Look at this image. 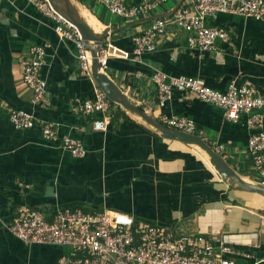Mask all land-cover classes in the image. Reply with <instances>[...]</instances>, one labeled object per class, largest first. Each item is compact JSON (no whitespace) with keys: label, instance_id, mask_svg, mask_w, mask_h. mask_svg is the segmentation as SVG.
I'll list each match as a JSON object with an SVG mask.
<instances>
[{"label":"crops","instance_id":"1","mask_svg":"<svg viewBox=\"0 0 264 264\" xmlns=\"http://www.w3.org/2000/svg\"><path fill=\"white\" fill-rule=\"evenodd\" d=\"M76 1L97 33L115 29L104 37L103 48L116 50L104 72L133 104L157 120L162 115L192 120L199 138L214 152L217 146L224 147L219 156L233 171L248 182L263 183L247 151L250 132L245 118L228 122L221 110L177 91L160 107L151 74L155 69L168 76L199 78L218 92L234 81L264 97V23L221 14L207 23L224 28L228 42H217L212 52H199L190 49L187 34L171 24L175 11L191 7L193 0H169L132 21L113 16L92 0ZM123 1L132 5L139 0ZM156 15H162L158 19L166 24L156 49L137 61L121 57L151 21L127 24ZM37 45L47 47L41 68L47 96L40 105L31 103L18 62ZM100 91L82 73L75 46L55 34L49 19L26 0H0V264H60L66 253L64 248L27 245L16 238L8 226L20 207L47 213L57 208L114 210L137 223L222 242L235 252L227 256L234 264H264V197L222 182L200 150L161 136L120 105L114 103L97 114L77 108L78 101H92ZM8 109L54 124L58 138L80 141L85 156L73 158L60 141H44L38 128L15 130ZM104 118L105 129L95 130L96 120Z\"/></svg>","mask_w":264,"mask_h":264},{"label":"built area","instance_id":"2","mask_svg":"<svg viewBox=\"0 0 264 264\" xmlns=\"http://www.w3.org/2000/svg\"><path fill=\"white\" fill-rule=\"evenodd\" d=\"M105 7L113 16L132 21L152 14L169 0H139L128 5L123 0H92ZM39 13L49 19L55 34L77 49V59L82 73L91 77V56L77 30L56 13L47 0H26ZM221 14L249 18L264 23V0H193L191 7L177 9L171 24L187 34V45L199 52H212L217 42H228L224 28L208 25ZM164 19H155L142 34L132 39L131 52L121 57L137 61L144 53L156 49V41L165 34ZM101 47L98 61L102 72L108 59L116 50ZM46 46H35L29 56L18 57L22 67L23 82L31 90V103H45L47 84L41 76L46 63ZM151 79L157 88L158 102L164 107L174 91L189 94L201 102L222 111L228 122L237 123L245 118L250 132L247 151L253 160L255 173L264 183V97L256 95L247 85L232 81L226 91L218 92L206 86L203 80L194 77L168 76L153 70ZM110 99L98 92L94 100L77 102V108L86 114L104 113L112 105ZM8 120L17 131L38 128L44 141L56 142L73 158H82L86 151L80 141L68 136L58 138L54 124L42 122L33 114L16 109L7 110ZM161 123L173 130L196 136L194 122L183 116H165ZM107 118L96 120L95 130H104ZM224 147L217 146L215 153H223ZM262 183V184H263ZM10 232L27 245L39 244L64 248L66 253L60 264H234L228 255L235 252L222 242L200 235L180 234L173 229L146 222L137 223L132 216L105 209L87 213L78 208L54 209L44 212L39 209L20 207L15 211Z\"/></svg>","mask_w":264,"mask_h":264},{"label":"water","instance_id":"3","mask_svg":"<svg viewBox=\"0 0 264 264\" xmlns=\"http://www.w3.org/2000/svg\"><path fill=\"white\" fill-rule=\"evenodd\" d=\"M53 10L58 13L66 22L72 25L79 33L84 42L87 51L91 56V77L96 82L98 88L112 101L120 105L123 110L129 114L139 118L145 124L156 130L161 136L178 140L183 144L198 147L203 151L214 171L219 176L220 180L233 186L237 191L247 194H257L264 197V184L251 183L241 178L232 168L219 156L214 150L204 141L196 136H191L171 128L161 123L155 117L143 111L142 106L132 103L126 94L108 77L105 72H102L98 61V52L105 43V35L108 32L115 31L114 28H105L102 32H95L90 25L78 14L72 0H47ZM180 3L172 10L171 14L179 7ZM162 15L151 16L145 19L136 20L127 24L126 27L133 24L148 23L152 20L158 19ZM264 215V211L262 212Z\"/></svg>","mask_w":264,"mask_h":264},{"label":"bare ground","instance_id":"4","mask_svg":"<svg viewBox=\"0 0 264 264\" xmlns=\"http://www.w3.org/2000/svg\"><path fill=\"white\" fill-rule=\"evenodd\" d=\"M72 2H73V4H74V6H75V8H76V10L78 11V14L90 25V27H92L93 29H94V31H96V32H99L98 30H97V28H96V26L94 25V24H92L91 22H89L88 21V15H87V11H86V9L83 7V6H81V5H79L75 0H72ZM101 32V31H100ZM195 147V146H194ZM198 150H200L198 147H196ZM201 151V150H200ZM206 157H207V155L203 152V151H201ZM208 158V157H207Z\"/></svg>","mask_w":264,"mask_h":264},{"label":"trees","instance_id":"5","mask_svg":"<svg viewBox=\"0 0 264 264\" xmlns=\"http://www.w3.org/2000/svg\"><path fill=\"white\" fill-rule=\"evenodd\" d=\"M80 1V0H79ZM133 48V47H132ZM132 48L129 50V52H131L132 51ZM112 104H114L113 102H111ZM101 117V116H100Z\"/></svg>","mask_w":264,"mask_h":264},{"label":"rangeland","instance_id":"6","mask_svg":"<svg viewBox=\"0 0 264 264\" xmlns=\"http://www.w3.org/2000/svg\"><path fill=\"white\" fill-rule=\"evenodd\" d=\"M76 1V0H75ZM77 2V1H76Z\"/></svg>","mask_w":264,"mask_h":264}]
</instances>
